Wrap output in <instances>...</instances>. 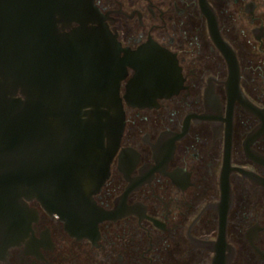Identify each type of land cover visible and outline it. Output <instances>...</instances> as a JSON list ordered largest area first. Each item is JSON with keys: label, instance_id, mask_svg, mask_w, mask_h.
Returning <instances> with one entry per match:
<instances>
[{"label": "flooded vegetation", "instance_id": "1", "mask_svg": "<svg viewBox=\"0 0 264 264\" xmlns=\"http://www.w3.org/2000/svg\"><path fill=\"white\" fill-rule=\"evenodd\" d=\"M94 3L93 27L160 49L176 91L148 86L140 103L128 67L124 132L94 195L108 217L78 238L26 201L0 227V264H264V0Z\"/></svg>", "mask_w": 264, "mask_h": 264}, {"label": "water", "instance_id": "2", "mask_svg": "<svg viewBox=\"0 0 264 264\" xmlns=\"http://www.w3.org/2000/svg\"><path fill=\"white\" fill-rule=\"evenodd\" d=\"M98 22L94 0H0V227L38 200L72 236L91 237L108 217L94 195L124 132L128 67L140 103L148 86L176 91L160 49L125 50Z\"/></svg>", "mask_w": 264, "mask_h": 264}]
</instances>
